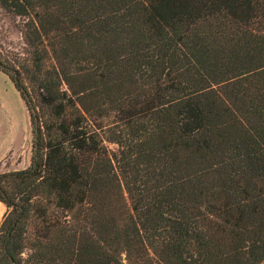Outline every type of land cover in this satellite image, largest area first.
<instances>
[{"label": "trees", "instance_id": "trees-1", "mask_svg": "<svg viewBox=\"0 0 264 264\" xmlns=\"http://www.w3.org/2000/svg\"><path fill=\"white\" fill-rule=\"evenodd\" d=\"M0 9L32 133L0 174V264H264V0Z\"/></svg>", "mask_w": 264, "mask_h": 264}, {"label": "rangeland", "instance_id": "rangeland-1", "mask_svg": "<svg viewBox=\"0 0 264 264\" xmlns=\"http://www.w3.org/2000/svg\"><path fill=\"white\" fill-rule=\"evenodd\" d=\"M0 23L7 30L12 48L23 39L20 19L2 13ZM32 133L28 111L9 78L0 72V174L23 170L30 165Z\"/></svg>", "mask_w": 264, "mask_h": 264}, {"label": "crops", "instance_id": "crops-1", "mask_svg": "<svg viewBox=\"0 0 264 264\" xmlns=\"http://www.w3.org/2000/svg\"><path fill=\"white\" fill-rule=\"evenodd\" d=\"M6 212H7L6 206L0 202V223L2 222V219Z\"/></svg>", "mask_w": 264, "mask_h": 264}]
</instances>
